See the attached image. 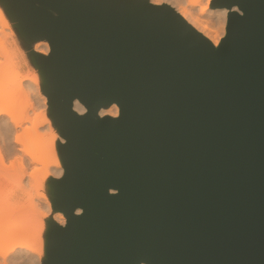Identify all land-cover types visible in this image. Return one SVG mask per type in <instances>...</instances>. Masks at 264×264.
<instances>
[{
    "label": "water",
    "instance_id": "95a60500",
    "mask_svg": "<svg viewBox=\"0 0 264 264\" xmlns=\"http://www.w3.org/2000/svg\"><path fill=\"white\" fill-rule=\"evenodd\" d=\"M0 1L51 46L32 57L67 223L50 221L43 264H264V0H213L218 47L168 3Z\"/></svg>",
    "mask_w": 264,
    "mask_h": 264
},
{
    "label": "rangeland",
    "instance_id": "374dc122",
    "mask_svg": "<svg viewBox=\"0 0 264 264\" xmlns=\"http://www.w3.org/2000/svg\"><path fill=\"white\" fill-rule=\"evenodd\" d=\"M160 1H161L160 4L168 3L165 0H160ZM202 2H201L202 5L203 3H206L205 0L203 3ZM168 4L172 5L175 8L178 7L177 4L174 3H168ZM0 8L3 10L5 14V18L7 20V25H4L5 27L1 26L2 20L0 23V40L2 43L5 44V48H6L4 54L0 56V70L1 73L3 74L4 82L8 84L7 87H9L20 77L26 76V77H33L36 79L35 82H31V81L25 82L23 86L24 89L19 93V95H17L18 93H16L17 96L16 97L14 96L15 101H17L16 99L19 98L20 94L22 95V97L19 98L17 103L14 102L13 108L14 110H16L18 116L19 114L21 115V113L24 112L31 118H35L37 115L47 116L49 118L48 124H44L45 126L42 125L41 126L42 128L40 127L41 134H45V138L38 139L37 136L30 133L31 135L27 134V136L24 137L23 140L24 145H18L14 143V139H15L14 137H16L15 136L16 134L14 135L13 133L6 134L3 126L7 125L8 117L5 116L2 118V120H0V129L1 127L3 129L2 130L3 134L2 133L0 134V151H1L0 200L2 201V203H0V250L6 248L5 246L9 244V243L7 244V242L10 240L11 237L14 236V229L17 226H22L24 223H26V217L28 216V219L32 220L34 229L37 232H40L42 237V241L39 244L38 242L35 243V245L36 247L40 248L43 251L46 250V253L43 256V258L39 259V263L43 264L47 258V235L50 226V221L56 220L61 224L60 218L58 217L60 211H56L53 206L51 180L52 178H59L63 175L57 174L55 168H50L49 170H45L41 163L36 161L32 162L30 160L31 158H28L29 156L27 154L28 152L26 151L27 152L26 153L23 148L28 147L30 152L38 153L40 150V144L46 140L55 142L58 148L60 143L64 142L65 140L62 137L59 128L56 126L51 116V107L49 103V98L44 91V77L40 69L35 65L32 57L33 50H37L38 52L45 54L43 51L46 50V47L43 46V43L46 40L43 41L27 40L21 34L17 26V22L12 19L6 7L1 1H0ZM215 29H217L219 33L222 32V28H220V26L215 27ZM225 30L227 34V26L225 27ZM11 68H13V70ZM1 96H4V94ZM5 99H8V96ZM28 125L30 124L25 123L24 127ZM22 132L23 129L19 128L18 133L21 134ZM11 147L14 148L13 149L14 154L11 153L10 151ZM21 148L23 150H21ZM18 157L19 158L22 157L23 159L25 158L26 159L22 162L21 159H19ZM20 163L24 164L26 168H29L27 169L28 173L32 172L33 174H35L36 180L34 181V183L31 182V185L29 178H24V182L27 183V184L24 183L25 185L24 187L18 185L17 179L20 176L18 174H20V171L22 169ZM11 174L13 175L11 176ZM44 193L47 196L46 200L44 198ZM24 196L33 197L35 199V204L37 205L36 208L37 210H35L32 213L29 211L30 214L29 213L26 214L27 216H25V214H20L17 211L19 208L16 209L17 212L15 211L12 212L11 210H9V208H6L5 206L2 207L3 205L12 201L13 198L24 197ZM47 202L50 203L51 205L50 207H48ZM1 234L3 235L1 236ZM26 241L31 243L35 242L32 237L27 239ZM13 257L14 255H12V257H10L11 259L9 260L11 261ZM10 261H7L5 263L4 259L0 257V264H9ZM20 263L23 264L22 260ZM16 264L19 263L16 262Z\"/></svg>",
    "mask_w": 264,
    "mask_h": 264
},
{
    "label": "bare ground",
    "instance_id": "6f19581e",
    "mask_svg": "<svg viewBox=\"0 0 264 264\" xmlns=\"http://www.w3.org/2000/svg\"><path fill=\"white\" fill-rule=\"evenodd\" d=\"M151 1L155 4L161 3L160 0H151ZM165 1L168 3L177 4L178 7H176L175 9L191 25H193L198 31L203 33L207 38H209L216 47H218L220 45L221 41L226 36L225 27L227 26V23H228L229 9H227V8H214L211 5L213 0H205L206 3H203L204 0H203V2H202V0H165ZM201 2L203 3V5L201 4ZM1 20H2V23H1ZM0 23H1V26H3V27H5L4 25H7V20L5 18V14L1 8H0ZM219 26H220V28H222L221 33H219L217 31V29H215V27H219ZM43 46L46 47V50H44L43 52L45 54H49V52L51 50V46H50L49 42L44 41ZM5 49H6L5 44L2 43L0 40V56L4 54ZM11 69L13 70V68H11ZM35 80L36 79L33 77H26V76L20 77L13 84H11L9 87H7L8 84H6L4 82L3 74L1 73V70H0V93H1L0 94V120H2V118L5 116L8 117L7 125L3 126V127L5 129L6 134H10V133H13V135L16 134L15 135L16 137H14L15 138L14 143L18 144V145H24V142H23L24 137L30 133L37 136L38 139L45 138V134H41L40 129L42 128L41 127L42 125L48 124L49 118L47 116L37 115L35 118H31L30 116H28L24 112H22L21 115L19 114V116H18L16 110H14V108H13L14 102L17 103L19 98L22 97V95L20 94L19 98L16 99L17 101L14 100L15 97L17 95H19V93L24 89L23 86H24L25 82H29V81L35 82ZM6 90H7V92H6ZM16 93H18V94L16 95ZM3 94L5 97L1 96ZM7 96H8V99H5V98H7ZM75 109L79 113H85L86 112V107L82 103H80L79 101H76ZM119 114H120V108L117 104H114V105L110 106L109 108H103L100 111L101 116L110 115L113 117H117V116H119ZM25 123H29L30 125L24 127ZM19 128L23 129V132L21 134L18 133ZM2 130L3 129L1 127L0 134L2 133ZM13 131H15L16 133ZM13 149L14 148L11 147V150H10L11 153H13ZM23 149L25 150V152L26 151L28 152V153L27 152L26 153L30 157L28 155L27 156H28V158H31L30 160L32 162L36 161V162L41 163L45 170H49L50 168H55L57 174L64 175L65 168L63 166V161H62V158L60 155V150H59V148L55 142H51V141H47V140L44 141L43 143L40 144V150L38 153L30 152L28 147H25ZM23 149L21 148V150H23ZM0 157H1V151H0ZM22 157H20V158L18 157V158L21 159V161L23 162L26 158L24 157L25 159H23ZM21 166H22V169L20 167L21 171H20V174H18L20 176L17 179L18 185L21 187L25 186L24 183H26V182H24V178H29L30 185H31V182L34 183V181L36 180L35 174H33L32 172L28 173L27 169H29V168H26L24 164H21ZM3 171H4V169H3ZM12 175L13 174H11V176ZM27 181H28V179H27ZM44 198H45V200L47 199V196L45 193H44ZM0 203H2V201ZM47 205H48V207L51 206L49 202H47ZM4 206L6 208H9V210H11L12 212L18 211L20 214H25V216H27L26 214H28V213L30 214V212L32 213L35 210H37L36 209L37 205L35 204V199L31 196L13 198L12 201L8 202L7 204L3 205L2 207H4ZM16 209H18V210L16 211ZM79 212H80V210H79ZM58 217L60 218V222L62 225H65L67 223V217L64 214V212L60 211ZM2 235L3 234H1V236ZM31 237L34 239L35 242L31 243V242L26 241L27 239H29ZM41 241H42V237H41L40 232H37L34 229L33 224H32V220L28 219V216H27L26 217V223H24L22 226H17L14 229V236L11 237L10 240L7 242V244L9 243L7 245L8 247L5 246L6 247L5 249L0 250V257H2L6 263L7 261H10L9 260V259H11L10 257H12V255H14L13 259L9 262V264H16V262L21 264L20 263L21 260H22L23 264H41V263H39V259L43 258V256L46 253V250L43 251L40 248L36 247V245H35V243L38 242V244H39ZM15 260H16V262H15Z\"/></svg>",
    "mask_w": 264,
    "mask_h": 264
}]
</instances>
